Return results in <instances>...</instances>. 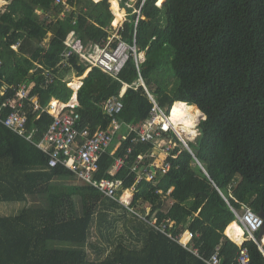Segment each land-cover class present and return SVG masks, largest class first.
Here are the masks:
<instances>
[{
    "label": "trees",
    "instance_id": "obj_1",
    "mask_svg": "<svg viewBox=\"0 0 264 264\" xmlns=\"http://www.w3.org/2000/svg\"><path fill=\"white\" fill-rule=\"evenodd\" d=\"M6 1L0 9V108L21 83L31 82L43 106L53 97L69 102L68 77L84 75L87 65L77 54L69 66L59 65L65 40L75 31L86 43L105 44L112 29L121 27L110 1L66 0L70 11L56 0ZM118 1L129 14L118 35L130 43L136 35L145 51V85L164 107L182 101L206 115L190 141L203 167L187 149L169 157L171 169L154 181H139L131 204L144 214L149 208L147 217L159 223L175 221L174 235L189 230L191 243L182 245L92 185L75 181L66 167H49L48 155L35 143L54 118L28 107L32 141L0 120V203H25L16 214L0 215V264H209L215 253L219 264H238L240 246L233 234L239 225L230 204L264 212V0H166L162 5L144 0L138 22L129 0ZM39 60L44 68L37 66ZM45 69L54 75L52 83H46ZM139 78L133 57L118 78L93 67L77 92L78 128H107L111 119L104 104L112 96L123 103L120 120H144L152 102L142 84L132 86ZM119 141L115 154L111 149L103 154L97 177L111 178L116 157L132 146L116 175L124 181L121 194L136 181L131 168L138 153L151 145ZM118 210L129 227L128 235L115 239L109 231ZM244 246L249 264H264L258 243L249 239Z\"/></svg>",
    "mask_w": 264,
    "mask_h": 264
},
{
    "label": "built area",
    "instance_id": "obj_2",
    "mask_svg": "<svg viewBox=\"0 0 264 264\" xmlns=\"http://www.w3.org/2000/svg\"><path fill=\"white\" fill-rule=\"evenodd\" d=\"M55 3L68 5L66 0H56ZM143 4L144 0L133 11L138 14L137 22L141 15ZM114 39V36L110 37L105 44L86 43L75 31H71L65 40L66 48L59 65L61 67L69 66L70 58L77 54L79 60L87 65V70L90 69L91 71L93 67H98L112 77L118 78L130 58L133 57L140 78L139 82L132 86L137 88L142 84L152 102L149 115L144 120L139 123H127L120 120L119 113L123 109V103L119 97L112 96L104 104L105 112L111 119L109 126L107 128H98L94 132L89 127L79 129L80 114L77 111L79 107L78 101L62 103L57 100H51L46 106H43L42 95L32 93L35 82L21 83L17 87L16 93L3 102L0 108V120L8 128L32 141L35 130L27 128L28 107H32L34 111L51 114L54 118L53 122L50 124L44 137L35 143L48 155L49 167L59 165L66 167L74 173L78 181L92 185L105 196L118 201L131 213H134L151 226L174 238L182 245L188 246L193 237L190 231L188 232L189 239L184 241V236L182 235L184 232L180 236L174 235V228L170 227V223L173 220H163L159 223L157 217H147L149 210L146 214H142L131 207V204L136 192V184L139 181L142 179L154 181L160 171L167 173L171 169L172 164L169 157L176 158L183 150L187 149L194 156L195 163L203 167L195 155L190 141H195L198 137L199 124L206 118V115L196 106L198 112H196L194 118V128L186 127L181 120L174 119L173 109L177 102L172 106H162L156 96L145 85L141 76V64L145 61V51L139 50L136 35L134 36L133 43L118 37L117 44L114 46ZM19 44L20 42L13 45V48L17 49ZM38 66L44 68L42 62ZM43 74L45 75L46 83L54 81V75L49 69H45ZM68 85H70V82ZM124 91H122L121 95H123ZM5 92L6 89L3 93ZM9 108L11 110L4 118L2 112ZM117 138L121 141H131L137 144H144L145 146L151 145L149 149H142L138 153L131 168L132 171L137 173L136 181L131 187L123 189L121 194L118 191L123 186L124 181L117 178L116 175L128 163L130 154L133 152L132 146L127 148L124 155L116 157L109 171L112 175L111 178L100 179L97 177L103 154L107 153L110 149L111 153L115 154L119 149V144L112 147V143ZM175 150L177 151L174 152ZM159 192L162 191L159 190ZM125 195H129V197L125 198ZM230 207L236 215L235 221L243 228L245 237L242 243H238L240 246V252L237 257L238 264H249L250 256L244 243L252 239L259 244L264 252V236L262 238L259 237L260 231L264 226V219L247 204H243L240 208H236L230 204ZM207 262L209 264H219L220 257L218 253L212 255L211 259Z\"/></svg>",
    "mask_w": 264,
    "mask_h": 264
},
{
    "label": "rangeland",
    "instance_id": "obj_3",
    "mask_svg": "<svg viewBox=\"0 0 264 264\" xmlns=\"http://www.w3.org/2000/svg\"><path fill=\"white\" fill-rule=\"evenodd\" d=\"M110 1V4H111V7H112V3H111V0H109ZM138 1L139 0H135V4H130V3H127V6L128 7H130V8H132V11H134L135 9H136V7H137V3H138ZM0 4H3V1L2 0H0ZM130 5V6H129ZM70 5H67V6H65V7H67V8H72L71 6L69 7ZM2 8V7H1ZM66 8V9H67ZM122 9L124 10V8L122 7ZM125 11V10H124ZM116 16V15H115ZM127 14H126V16L123 18V19H119L120 20V25H122V23L126 20V18H127ZM114 31V37H115V39H116V36H117V38L118 37H120L119 35H118V31H119V29L118 30H113ZM51 37L52 36H48L46 39H45V41H44V43L45 44H48V42L50 41V39H51ZM145 54V53H144ZM144 54H142L143 56H144ZM145 58H146V55H145ZM89 71H90V69L89 70H87L86 71V73L84 74V75H82V76H77L75 73L74 74H72L71 76H77V77H81V79L83 78V77H85L88 73H89ZM72 77V78H73ZM76 77V78H77ZM156 87V86H155ZM119 144V139L117 138V139H115L114 140V142L112 143V147H115V146H117ZM75 181H77V182H79L77 179H74ZM70 181V180H69ZM69 181H66V182H69ZM25 205V203H0V215H12V214H16L21 208H23V206ZM79 207L81 208V204L79 203ZM144 209H146V213L148 212V210H149V208H144ZM122 210H118V212H113V216L115 215L116 216V218H117V222H116V225L115 226H113V227H111L110 228V231H109V233H111V234H113L114 236H113V238H119L120 236H121V234H127L128 235V231H127V229H128V227H129V225H128V222H126L125 221V219L121 216V214H122V212H121ZM145 213V214H146ZM142 214H144V213H142ZM130 217L129 216H127V219H129ZM237 222V221H236ZM175 226H176V222L175 221H172L171 223H170V227L171 228H175ZM97 228V227H96ZM94 229V237H96L97 236V234H99V231L97 230V229ZM241 228V229H240ZM238 229L239 230H243V228L241 227V226H239L238 227ZM186 232H189V230H186L182 235L184 236V234L186 233ZM237 233V232H236ZM236 233H234L233 234V237H234V235L236 234ZM238 234H240V233H238ZM184 240V239H183ZM185 241V240H184ZM90 251H91V253L94 255V253H93V250L90 248ZM92 255V256H93Z\"/></svg>",
    "mask_w": 264,
    "mask_h": 264
},
{
    "label": "bare ground",
    "instance_id": "obj_4",
    "mask_svg": "<svg viewBox=\"0 0 264 264\" xmlns=\"http://www.w3.org/2000/svg\"><path fill=\"white\" fill-rule=\"evenodd\" d=\"M165 1L166 0H159L158 5H162ZM111 3H112V10L117 18L123 19L126 16V14L129 15L128 13H125V11L122 9L121 4H119L118 0H111ZM80 82H81L80 79H75L72 85L78 88L81 85ZM196 112H198V110L196 109V106L189 105L188 103L179 101L174 106L173 118L176 120H181L182 123H184L186 127L194 128L195 127L194 118H195ZM128 197L129 195H125V198H128ZM243 233H244V230L242 231L239 229L237 230V233L234 235V239L236 240V242L242 243L244 241L245 237Z\"/></svg>",
    "mask_w": 264,
    "mask_h": 264
},
{
    "label": "crops",
    "instance_id": "obj_5",
    "mask_svg": "<svg viewBox=\"0 0 264 264\" xmlns=\"http://www.w3.org/2000/svg\"><path fill=\"white\" fill-rule=\"evenodd\" d=\"M3 1V4H0V9H4L5 8V6L9 3L8 1H6V0H2ZM119 2V1H118ZM1 3V2H0ZM129 3V2H128ZM119 4H120V2H119ZM130 6V5H129ZM2 7V8H1ZM122 7V6H121ZM67 8V7H66ZM111 9H112V7H111ZM71 10V8H67L65 11H70ZM113 11V10H112ZM125 13H127V12H125ZM113 14H114V12H113ZM61 15H65V12H63ZM129 16V15H128ZM128 16H127V18H126V20L128 19ZM114 17H115V14H114ZM125 20V21H126ZM124 21V22H125ZM124 22L122 23V25H121V27L123 26V24H124ZM120 29V28H119ZM112 32H113V34H112V36L111 37H113L115 34H114V31H113V29H112ZM52 36V33L51 32H49L48 33V36ZM47 36V37H48ZM116 38H117V36H116ZM118 39V38H117ZM40 62H42V64H43V61L42 60H39L36 64H37V66H38V64L40 63ZM39 67V66H38ZM90 72V71H89ZM73 76H69L68 77V83L70 82V85H68V86H70L72 89H73V95H72V97H71V99H70V101L72 102V101H78V98H77V92H78V88L77 87H74L73 85H72V83H73V81L75 80V79H80L81 80V82L80 83H82L83 84V79L86 77H83L82 79H81V77H77V76H74L73 78H72ZM77 77V78H76ZM66 79V78H65ZM125 90V89H124ZM53 101V100H57V101H59V102H62V103H66V102H63V101H61V100H59V99H57V98H55V97H53V98H51L50 99V101ZM49 101V102H50ZM69 101V102H70ZM48 102V103H49ZM69 102H67V103H69ZM78 103H79V101H78ZM238 224V223H237ZM186 233H188V232H186ZM226 233V232H225ZM189 234V233H188ZM244 234V233H243ZM227 235V234H226ZM228 236V235H227ZM229 237V236H228ZM230 238V237H229ZM189 239V238H188ZM236 242V241H235ZM238 243V242H237Z\"/></svg>",
    "mask_w": 264,
    "mask_h": 264
},
{
    "label": "water",
    "instance_id": "obj_6",
    "mask_svg": "<svg viewBox=\"0 0 264 264\" xmlns=\"http://www.w3.org/2000/svg\"><path fill=\"white\" fill-rule=\"evenodd\" d=\"M135 2V0H129V3L130 4H135L134 3ZM136 5V4H135ZM87 76V75H86ZM260 216L264 219V212H262L261 214H260ZM264 236V226H263V228L261 229V231H260V234H259V237L260 238H262Z\"/></svg>",
    "mask_w": 264,
    "mask_h": 264
},
{
    "label": "clouds",
    "instance_id": "obj_7",
    "mask_svg": "<svg viewBox=\"0 0 264 264\" xmlns=\"http://www.w3.org/2000/svg\"><path fill=\"white\" fill-rule=\"evenodd\" d=\"M177 102H179V101H177ZM186 103V102H185ZM194 106H196V105H194Z\"/></svg>",
    "mask_w": 264,
    "mask_h": 264
}]
</instances>
